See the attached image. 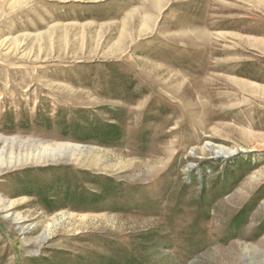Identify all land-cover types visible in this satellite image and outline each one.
<instances>
[{
    "label": "rangeland",
    "instance_id": "1",
    "mask_svg": "<svg viewBox=\"0 0 264 264\" xmlns=\"http://www.w3.org/2000/svg\"><path fill=\"white\" fill-rule=\"evenodd\" d=\"M59 143L0 169V264H264V0H0V157Z\"/></svg>",
    "mask_w": 264,
    "mask_h": 264
},
{
    "label": "trees",
    "instance_id": "2",
    "mask_svg": "<svg viewBox=\"0 0 264 264\" xmlns=\"http://www.w3.org/2000/svg\"><path fill=\"white\" fill-rule=\"evenodd\" d=\"M93 132H96V136H94L95 134ZM99 132L100 130L98 128L97 129L92 128V129H88L86 134H77L76 132L65 131V132H60V135L62 137L73 135V137H75L76 140H80V141H91L94 139L100 142L101 144H109L110 142H113L114 140H116V137L119 136L113 130H108V131H105L104 133L102 132L99 133ZM38 197L41 199L42 203L49 211H53L57 209L56 202L54 199L47 197L45 194H38ZM59 197L60 196L58 195L57 198L59 199ZM70 197H71V194L69 193V190H68L64 194V198L66 199V201H72L75 204H83V205H89V206H96V205L98 206L99 203L101 202V199H100L101 195H97V194L91 196V198H87L86 196L81 195V194H76V196L74 197V200H70ZM60 261L56 264H66L65 263L66 260L64 262H62V260ZM144 261L145 260H142V258L139 259L136 256L128 255V254L124 258H118V257H112V256L106 257L102 255L98 257L96 264H144L145 263ZM72 264H91V263L84 261L83 258H78Z\"/></svg>",
    "mask_w": 264,
    "mask_h": 264
},
{
    "label": "bare ground",
    "instance_id": "3",
    "mask_svg": "<svg viewBox=\"0 0 264 264\" xmlns=\"http://www.w3.org/2000/svg\"><path fill=\"white\" fill-rule=\"evenodd\" d=\"M148 18L150 19L151 17L148 16ZM147 18V19H148ZM152 19V18H151ZM148 20H145L144 21V28L148 27V24H147ZM143 28V29H144ZM148 29V28H147ZM145 31H147L145 29ZM146 33V32H144ZM18 140V139H17ZM6 142H10V141H6ZM14 142V141H12ZM21 142V141H19ZM27 144V143H26ZM40 144V142H39ZM46 144V143H45ZM53 144V143H52ZM9 145V144H8ZM42 146V145H41ZM57 147H54V148H51V149H45L43 152H40L36 155L34 154H30L29 156H14L12 153L10 154L9 158L8 159H2V157H0V169H2L4 166H12V165H19L21 163H25L27 161H36V162H42V161H46V159H56L58 157H64L66 155H69L71 154L72 156H76L79 154H82L83 153V150L73 146V145H69V144H60L59 145H56ZM20 147V146H19ZM46 147V146H45ZM47 148V147H46ZM43 149V148H42ZM86 149V148H84ZM205 150H208L210 152H212L216 157H230L231 155L234 154V151H231L229 149H226L224 147H220V148H215L214 145H212L211 143H208L206 146H205ZM97 151V150H96ZM204 151V150H203ZM15 152V151H14ZM95 152V151H94ZM212 154V155H213ZM87 156V155H86ZM77 157V156H76ZM79 158V157H77ZM95 158V157H94ZM91 160V159H90ZM46 163V162H45ZM27 164V163H26ZM88 164V163H87ZM37 165V164H36ZM7 169V168H6ZM88 219V216L87 215H83L82 218H81V221L82 222H86ZM51 227L52 225L48 226V228H46L47 230V234L48 235L50 233V230H51ZM44 237V236H43ZM247 247V246H246ZM246 250V249H245ZM250 251V250H249Z\"/></svg>",
    "mask_w": 264,
    "mask_h": 264
}]
</instances>
